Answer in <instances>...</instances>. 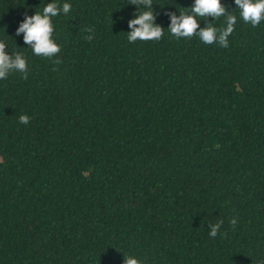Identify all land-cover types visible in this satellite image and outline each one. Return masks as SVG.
Listing matches in <instances>:
<instances>
[{
    "label": "trees",
    "instance_id": "trees-1",
    "mask_svg": "<svg viewBox=\"0 0 264 264\" xmlns=\"http://www.w3.org/2000/svg\"><path fill=\"white\" fill-rule=\"evenodd\" d=\"M51 2L0 0V41L28 66L0 80V264L264 260V21L221 0L223 48L168 30L194 0H152L162 38L129 43L131 0H54L71 11L46 58L15 33Z\"/></svg>",
    "mask_w": 264,
    "mask_h": 264
},
{
    "label": "clouds",
    "instance_id": "clouds-1",
    "mask_svg": "<svg viewBox=\"0 0 264 264\" xmlns=\"http://www.w3.org/2000/svg\"><path fill=\"white\" fill-rule=\"evenodd\" d=\"M234 3L245 23L256 27L261 21H264V0H234ZM130 4L135 5L138 11L133 14L135 18L128 21V27L131 29L127 32L129 43H134L137 40H160L164 34V28L155 23L156 15L153 12L152 0H131ZM140 6L146 10H141ZM70 11V3H63L61 7L53 0L44 6L42 13L35 11V14L31 16L25 14L15 35L23 34L24 43L32 49L35 55L53 58L60 52V47L53 39L52 17L60 15L61 12L67 15ZM167 15L171 21L168 30L175 38L198 36L205 44L218 43L223 48L228 47V37L233 33L237 22V17L227 10L221 0H194V4L187 11H180L179 15L169 12ZM197 17L206 21L211 17L213 22L224 17L225 26L218 28L214 26L213 22H209L204 27H200L201 19L198 20ZM85 31L94 32V29L86 28ZM85 38L92 40L94 37L88 35ZM6 48V44L0 41V80H6L10 73L16 72L23 74V78L27 79L28 66L24 55L19 51L9 54ZM53 63L59 64L60 61L54 60ZM30 119L27 115L19 116L21 124L27 125ZM237 222L236 218H231L229 221L233 227ZM222 225L223 220L209 224V236L216 237ZM123 264H141V262L131 255H124ZM255 264H264V260L257 261Z\"/></svg>",
    "mask_w": 264,
    "mask_h": 264
}]
</instances>
